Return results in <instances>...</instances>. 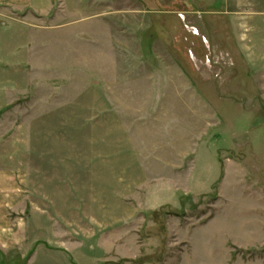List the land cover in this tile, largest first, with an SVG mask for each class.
Returning a JSON list of instances; mask_svg holds the SVG:
<instances>
[{
	"label": "rangeland",
	"instance_id": "374dc122",
	"mask_svg": "<svg viewBox=\"0 0 264 264\" xmlns=\"http://www.w3.org/2000/svg\"><path fill=\"white\" fill-rule=\"evenodd\" d=\"M262 1L0 15V264H264Z\"/></svg>",
	"mask_w": 264,
	"mask_h": 264
},
{
	"label": "crops",
	"instance_id": "0c3cea01",
	"mask_svg": "<svg viewBox=\"0 0 264 264\" xmlns=\"http://www.w3.org/2000/svg\"><path fill=\"white\" fill-rule=\"evenodd\" d=\"M39 0H0V15H5L8 17V14L13 11H23L28 10L29 8L38 9L39 5L37 2ZM262 1V0H261ZM40 3V2H39ZM262 31H264V0L262 1ZM197 35H199L197 33ZM246 56L248 60H254L256 51L253 46H245ZM243 49V50H244ZM264 53V51L262 52ZM4 187V186H2ZM7 188V187H6ZM3 192L0 190V211H2V215L4 220L6 221V214H9V211L13 209V205L15 203L13 196H9V198L2 197ZM1 216V214H0ZM2 251V248L0 249Z\"/></svg>",
	"mask_w": 264,
	"mask_h": 264
}]
</instances>
